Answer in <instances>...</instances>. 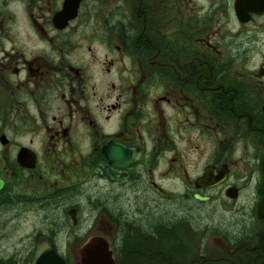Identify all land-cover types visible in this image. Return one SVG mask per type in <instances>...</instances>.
I'll use <instances>...</instances> for the list:
<instances>
[{"label":"flooded vegetation","instance_id":"flooded-vegetation-1","mask_svg":"<svg viewBox=\"0 0 264 264\" xmlns=\"http://www.w3.org/2000/svg\"><path fill=\"white\" fill-rule=\"evenodd\" d=\"M46 252L264 264V0H0V264Z\"/></svg>","mask_w":264,"mask_h":264},{"label":"water","instance_id":"water-1","mask_svg":"<svg viewBox=\"0 0 264 264\" xmlns=\"http://www.w3.org/2000/svg\"><path fill=\"white\" fill-rule=\"evenodd\" d=\"M198 198V197H197ZM91 245H87L83 251L86 252L87 249L90 247ZM35 264H63L61 261L57 260L55 255L52 254V252H46L43 253L38 260L36 261Z\"/></svg>","mask_w":264,"mask_h":264},{"label":"rangeland","instance_id":"rangeland-1","mask_svg":"<svg viewBox=\"0 0 264 264\" xmlns=\"http://www.w3.org/2000/svg\"><path fill=\"white\" fill-rule=\"evenodd\" d=\"M191 155V154H190ZM32 220L28 223H23L20 228L17 230V236L26 235L32 229Z\"/></svg>","mask_w":264,"mask_h":264},{"label":"trees","instance_id":"trees-1","mask_svg":"<svg viewBox=\"0 0 264 264\" xmlns=\"http://www.w3.org/2000/svg\"><path fill=\"white\" fill-rule=\"evenodd\" d=\"M146 219V218H145Z\"/></svg>","mask_w":264,"mask_h":264}]
</instances>
